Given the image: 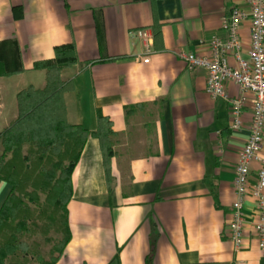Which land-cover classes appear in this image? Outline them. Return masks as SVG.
<instances>
[{"label": "crops", "instance_id": "1", "mask_svg": "<svg viewBox=\"0 0 264 264\" xmlns=\"http://www.w3.org/2000/svg\"><path fill=\"white\" fill-rule=\"evenodd\" d=\"M234 6L245 1L0 0V135L18 117V93L45 87V70L34 66L65 44L77 54L60 73L72 83L63 94L67 123L94 132L100 114L111 125L109 170L90 137L72 173L71 237L56 264H264L250 197L244 247L236 252L228 238L250 110L232 132L228 104L205 92L206 72L188 71L179 58L209 57ZM144 28L153 33L147 64L140 40L128 35ZM239 36L247 58L248 21ZM225 91L239 95L232 82ZM9 191L0 181V207Z\"/></svg>", "mask_w": 264, "mask_h": 264}, {"label": "trees", "instance_id": "2", "mask_svg": "<svg viewBox=\"0 0 264 264\" xmlns=\"http://www.w3.org/2000/svg\"><path fill=\"white\" fill-rule=\"evenodd\" d=\"M76 64L75 46L65 44L54 48L52 60L35 65L34 69L46 72L45 87H28L18 93V117L0 135V181L10 186L0 207V264H6L8 259L9 264H19L18 254H27V244L18 237L30 231L26 199L29 203L38 201L39 192L46 196L61 239L54 245L51 257H38L37 261L56 264L71 237L67 212L72 196L71 176L88 138L97 140L105 168H110L113 151L109 120L98 114L97 129L88 132L65 119L63 94L71 90L72 83L63 82L60 73Z\"/></svg>", "mask_w": 264, "mask_h": 264}, {"label": "built area", "instance_id": "3", "mask_svg": "<svg viewBox=\"0 0 264 264\" xmlns=\"http://www.w3.org/2000/svg\"><path fill=\"white\" fill-rule=\"evenodd\" d=\"M245 6H234L220 19V28L226 38H212L210 56H196L182 52L179 58L188 71L206 72L205 92L213 101L228 104L232 132L243 127L242 117L248 108L251 114L249 135L235 166L234 193L228 238L236 252L244 247L246 219L243 207L250 197L255 203L252 230L257 248L264 252V0H244ZM249 22V49L242 57L243 46L239 36L242 23ZM142 45V63H149L153 53V33L150 29L129 32ZM227 82L234 83L239 95L231 98L225 91ZM256 166L253 175L252 166Z\"/></svg>", "mask_w": 264, "mask_h": 264}, {"label": "rangeland", "instance_id": "4", "mask_svg": "<svg viewBox=\"0 0 264 264\" xmlns=\"http://www.w3.org/2000/svg\"><path fill=\"white\" fill-rule=\"evenodd\" d=\"M38 197L39 200L32 203L27 202L26 199L28 210L30 211V217L27 221L30 231L22 233L18 240L26 243L29 249L25 256L18 254L16 259L19 264H39L37 261L38 257L47 260L53 255L52 249L54 245L61 239V235L55 230V218L52 215L46 196L39 192ZM9 262L10 259L6 261V264H9Z\"/></svg>", "mask_w": 264, "mask_h": 264}]
</instances>
